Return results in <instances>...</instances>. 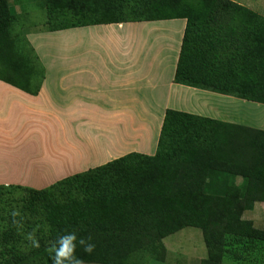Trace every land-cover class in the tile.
<instances>
[{"label": "trees", "instance_id": "obj_1", "mask_svg": "<svg viewBox=\"0 0 264 264\" xmlns=\"http://www.w3.org/2000/svg\"><path fill=\"white\" fill-rule=\"evenodd\" d=\"M34 1L50 32L185 19L174 82L264 104V16L253 9L231 0ZM19 17L0 0V80L28 92L44 70L14 33ZM0 201V264H52L65 232L95 243L92 254L77 248L85 264H133L128 256L189 227L203 231L201 264H225L228 237L264 243V228L243 218L264 203V131L168 109L155 155L131 153L42 190L0 186Z\"/></svg>", "mask_w": 264, "mask_h": 264}, {"label": "crops", "instance_id": "obj_2", "mask_svg": "<svg viewBox=\"0 0 264 264\" xmlns=\"http://www.w3.org/2000/svg\"><path fill=\"white\" fill-rule=\"evenodd\" d=\"M185 29V19L90 25L52 32L53 58L45 40L34 46L43 79L28 92L0 80V186L42 190L153 156L168 109L264 131V104L174 82Z\"/></svg>", "mask_w": 264, "mask_h": 264}, {"label": "rangeland", "instance_id": "obj_3", "mask_svg": "<svg viewBox=\"0 0 264 264\" xmlns=\"http://www.w3.org/2000/svg\"><path fill=\"white\" fill-rule=\"evenodd\" d=\"M248 1L253 8H260V10L264 11V0ZM11 11L20 16L19 22L14 27V33L26 36L33 47L37 46L40 41L45 40V46L49 50V58H53L56 38L53 37L52 32L47 30L42 9L37 5V1L18 0L13 2L11 0ZM45 34H51V36H46ZM37 71L39 72V69ZM37 79L38 76L33 78L31 85L40 81ZM10 197V194H6L4 198L10 199ZM12 198H14L13 194ZM11 203L15 205V202ZM243 218L253 222L255 226L264 228V204L256 203L252 210L244 213ZM227 242L230 252L223 258L225 264H264V243L251 242L246 239L237 242V240L229 237ZM207 256L203 231L189 227L146 247L133 255V259L128 256V259L133 264H201V261L207 259ZM124 260L125 258L121 262Z\"/></svg>", "mask_w": 264, "mask_h": 264}, {"label": "clouds", "instance_id": "obj_4", "mask_svg": "<svg viewBox=\"0 0 264 264\" xmlns=\"http://www.w3.org/2000/svg\"><path fill=\"white\" fill-rule=\"evenodd\" d=\"M13 215L19 216L20 213L15 211ZM27 239L31 242L32 247H40L34 233H30ZM78 246L87 254H92L96 248L91 237H78L75 232H65L58 236L50 248L52 264H85V261L76 255Z\"/></svg>", "mask_w": 264, "mask_h": 264}]
</instances>
